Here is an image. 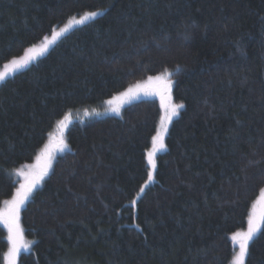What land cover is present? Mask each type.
<instances>
[{
    "label": "trees",
    "instance_id": "trees-1",
    "mask_svg": "<svg viewBox=\"0 0 264 264\" xmlns=\"http://www.w3.org/2000/svg\"><path fill=\"white\" fill-rule=\"evenodd\" d=\"M89 12L103 14L0 85V206L69 113L165 70L184 107L152 181L159 100L66 124L69 151L22 211L33 243L18 264H231L264 191V0H0V69ZM8 252L0 226V264ZM246 264H264V226Z\"/></svg>",
    "mask_w": 264,
    "mask_h": 264
},
{
    "label": "snow or ice",
    "instance_id": "snow-or-ice-1",
    "mask_svg": "<svg viewBox=\"0 0 264 264\" xmlns=\"http://www.w3.org/2000/svg\"><path fill=\"white\" fill-rule=\"evenodd\" d=\"M97 16L96 12H89L82 16L80 19H71L68 23L59 30V32L54 33L53 40H48L45 37L44 43L40 46L39 49L29 48L25 51L24 55L19 57L18 59H12L9 64H6L5 72L0 73V82L5 79V76L8 74V70L16 71L18 69L26 67L33 59H35L34 53L39 52V54H43L47 51L48 46L54 42L55 37L60 36L67 32L73 24H83L85 20L93 19ZM172 74L165 70L161 75L155 77H149L148 81L145 85H136L135 90L133 88H129L126 93L122 94V98L127 99H135L140 91H143L144 95H159L161 98V106L165 110V115L161 118L162 128L165 122H171L172 118L178 115V109L183 108V104L174 105L171 103V85L172 81L169 77ZM154 87H151L153 86ZM111 104L112 102L109 101ZM113 111L118 112V108H113ZM68 121V116L64 117V120L59 122V127L61 129V135L63 132V128L66 127V122ZM166 131V129H163ZM157 145L159 147H163V137L161 134H157V136L153 137V149L148 153V164L151 166L154 171L156 168V163L154 160L155 152L158 150ZM60 150H63L66 145L63 144V140L59 142ZM49 159L51 158V149L49 146H46L45 149ZM47 174V165L40 170L39 172H29L24 175V183L20 185V187L16 190V194L11 201H5V203L9 206L3 213H0V219L3 220V223L8 228L9 231V240L12 243V247L10 248L8 257L9 264H14V258L20 251L21 247H26L22 245L20 241L22 240V230L19 226V213L20 209L24 206L25 201L28 200L31 195L33 189L36 185L43 179V177ZM148 180L151 181L153 179V172H148ZM147 187V184L144 185ZM144 187L140 188V192H144ZM264 196V191L261 193ZM136 200L132 201V204L135 205ZM259 231L258 227L255 226L252 222L249 223V228L246 233H236L232 236L233 241H237L239 245V254L236 256L235 264H244V258L248 252V243L252 240L256 232Z\"/></svg>",
    "mask_w": 264,
    "mask_h": 264
},
{
    "label": "rangeland",
    "instance_id": "rangeland-1",
    "mask_svg": "<svg viewBox=\"0 0 264 264\" xmlns=\"http://www.w3.org/2000/svg\"><path fill=\"white\" fill-rule=\"evenodd\" d=\"M96 13H97V16L95 18H97V17H99V16H101L103 14V12H96ZM80 18H77V20L80 19ZM95 18H93V19H95ZM93 19L85 20L83 24H85L86 22H89V21H91ZM83 24H73V26L66 33H68L73 28H75L77 26H80V25H83ZM56 32H59V31H56ZM66 33H64V34H62L60 36L55 37L54 42L51 43L48 46L47 51H45L43 54H39V52L34 53L35 59H33L26 67L21 68V69H18L16 71L8 70V74L5 76V79L2 82H0V85L3 82H5L8 78L14 76L15 74H17V73H19L21 71L26 70L33 63H35L39 58H41L44 55H46L47 52L55 45V43H57V41L62 36H64ZM53 37H54V34L51 35L47 39L48 40H53ZM40 46H35V47H32V48L39 49ZM16 59H18V58H16ZM4 72H5V67H3V68L0 69V73H4ZM146 82H144V83L142 82L139 85H145ZM136 85H138V84L132 85L129 88H133L135 90V86ZM151 87H154V85L151 86ZM146 100H159L160 101V104H161V98H160L159 95H144L143 94V91L141 90L140 91V94L135 99H130L129 100L127 98H122V95L119 96L115 100V104L116 105L115 106H112V107H108L106 109H102V110H86L84 112H79V113H77V112L69 113L68 114V121L66 122V124L69 127L71 125V123L73 121L77 120V119L84 120L86 118H91V117H94V116H98V117H101V118H105V117H109V116L121 117L123 115L124 109L127 106H130V105L136 104V103H140V102H143V101H146ZM171 103L174 104V105H178L173 100L172 94H171ZM113 108H118L119 111L118 112L113 111L112 110ZM161 108H162V117H163L165 115V110H164V108L162 106H161ZM181 109L182 108L178 109V115L174 116L172 118L171 122H165V124L163 125V128H162V124H160V127L158 129V133L161 134L162 137H163V147H159V145H157L158 150L155 152V155H154V160H155L156 165H157V157H158V155L166 151V138L168 136V133H169V130H170V127H171L173 121L176 118H178V116L180 115ZM89 114H91V115H89ZM67 126H66V128H67ZM66 128L65 127L63 128V132H65V133H66ZM163 129H166V131L163 130ZM63 132H62V135H61V129H60L59 124H58L56 126V129L53 131V133L50 134V139H49V141H48V143L46 145V146H49L50 149H51V158L50 159H49V156L47 155V153L45 151V149H46V146H45L44 149L40 151V154H38L39 156H37V159H36V161L33 164L26 165V166H24L23 168H21L20 170H18L16 172V181H17V185H18V188H19L20 185L22 183H24V175L23 174H27L29 172H39L40 170H42L47 165V174L36 185V187L33 189L32 193H31V195L29 196L28 200L25 201L24 206L20 209V213H19V226H20V229L22 230V236H23V238L20 241V243L22 245H25L26 247H21L20 248V251L18 252V254L14 258V264H18L19 258H20V256H21L22 253L29 252L31 250L32 243H33L32 241L28 240L25 237V235H24V228H23V225H22V211L26 207L27 202L32 198V196L34 195V193L43 185L44 181L47 180L50 177L52 171L54 170V165L57 162L58 157L61 156V155H63L65 152L69 151V146H68V144L66 142V139H65V133H64V136H63ZM61 139L63 140V144L66 145V147L63 148V150H60V147L58 146L59 145V142L61 141ZM152 149H153V145H152V148L149 150V152L152 151ZM149 167H150V171L153 172V177H154L156 168L153 171L150 165H149ZM8 207L9 206L6 203H4L2 206H0V213H3ZM250 222H252L255 226H257L258 229H259V231L256 232V234L254 235V237L252 238V240L249 241V243H248V252H247V255L244 258V264H246V260H247V256H248V253H249V248H250L251 243L253 242V240H255L259 236V234L261 233V231L263 229V226H264V196H262V195H261L260 199L258 200V202L256 203V205L254 206V209L252 210V213H251V216H250ZM0 226L5 227L6 230H7V232H8L9 251H10V248L12 247V243L9 240V235L10 234H9L8 228L5 226V224L3 223V220L2 219H0ZM248 228L246 230L239 231L237 233H241V234L246 233L248 231ZM231 242H232L233 246L236 249L235 255H234L233 259H232L231 264H235L236 256L239 254V245H238V242L237 241H233L232 240V237H231ZM22 249H23V251H22ZM8 264H9V257H8Z\"/></svg>",
    "mask_w": 264,
    "mask_h": 264
}]
</instances>
